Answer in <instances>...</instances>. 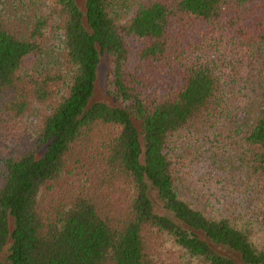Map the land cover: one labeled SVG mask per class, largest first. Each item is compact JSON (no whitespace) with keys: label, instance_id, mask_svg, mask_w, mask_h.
<instances>
[{"label":"trees","instance_id":"obj_1","mask_svg":"<svg viewBox=\"0 0 264 264\" xmlns=\"http://www.w3.org/2000/svg\"><path fill=\"white\" fill-rule=\"evenodd\" d=\"M185 137L247 205L187 189ZM262 222L264 0H0V264H264Z\"/></svg>","mask_w":264,"mask_h":264},{"label":"rangeland","instance_id":"obj_2","mask_svg":"<svg viewBox=\"0 0 264 264\" xmlns=\"http://www.w3.org/2000/svg\"><path fill=\"white\" fill-rule=\"evenodd\" d=\"M77 1L81 5L82 0ZM55 42L56 40L52 37L46 42L43 55H41L42 62H46L50 60L49 57H52V52L50 56L47 53ZM106 72L107 64L103 62L97 75L93 100L106 101L107 99L104 92ZM30 119L31 116H28L26 120L22 119L17 124L28 126ZM179 142L181 147L178 153L182 163L180 173L187 189L192 191L198 199L208 198L215 203V206L227 207L231 211H237L249 203L252 193L245 192V190L242 192L244 187H242L241 181L244 179L242 176L244 170L235 161L231 146L219 149V152L215 153L212 158L211 151L204 148L205 146L196 147L186 137L180 138ZM151 197L155 202L153 194ZM9 227L11 228L10 221ZM167 247L165 244L162 245V262L159 264H175L177 252L175 249L171 248L172 250H170ZM5 253L6 247L0 252V260L3 259ZM234 259L237 260V257ZM238 263L240 264V262Z\"/></svg>","mask_w":264,"mask_h":264}]
</instances>
